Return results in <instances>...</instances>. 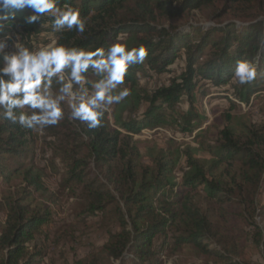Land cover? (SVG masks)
Segmentation results:
<instances>
[{"label": "trees", "instance_id": "trees-1", "mask_svg": "<svg viewBox=\"0 0 264 264\" xmlns=\"http://www.w3.org/2000/svg\"><path fill=\"white\" fill-rule=\"evenodd\" d=\"M262 2L60 0V6L80 10L83 34L53 32L48 15L28 25L24 18L31 9L16 12L4 31L30 50L33 42L47 43L41 36L50 33L66 47L106 50L122 43L144 46L148 53L142 64L129 68L120 87L130 95L105 111L102 125L89 129L66 120L80 142L55 148L66 186L84 195L82 214L110 213L119 228L99 250L73 264H163L161 254L168 250L169 256L185 250L214 264H251L253 252L264 256V225L256 222V215L264 219V123L255 126L224 113L198 131L195 145L175 151L157 142L141 146L132 137L152 127L193 132L194 119H206L195 110L205 80L230 85L246 104L264 87ZM192 12L210 15L213 24L173 23ZM238 60L255 67L250 83L232 78ZM176 61L182 67L169 83L154 89L141 85L140 74L170 72ZM86 75L97 79L91 69ZM184 101L189 110L183 112ZM37 137L38 130L0 121V264H41L43 258L34 239L51 223V214L34 199V193L48 194L32 162Z\"/></svg>", "mask_w": 264, "mask_h": 264}, {"label": "clouds", "instance_id": "clouds-1", "mask_svg": "<svg viewBox=\"0 0 264 264\" xmlns=\"http://www.w3.org/2000/svg\"><path fill=\"white\" fill-rule=\"evenodd\" d=\"M25 8L31 9L24 18L28 25L48 15L53 32L74 30L83 34L86 30L80 10L71 4L60 6V0H0V121L43 131L65 118L66 103L71 120L85 123L89 129L100 127L105 111L130 95L120 86L129 68L144 62L148 54L145 47L112 43L106 50H87L54 41L30 50L13 42L6 51L12 37L4 30L13 24L16 12ZM90 69L97 79L87 78ZM255 77L256 69L250 62L236 61L234 80L244 85Z\"/></svg>", "mask_w": 264, "mask_h": 264}, {"label": "rangeland", "instance_id": "rangeland-1", "mask_svg": "<svg viewBox=\"0 0 264 264\" xmlns=\"http://www.w3.org/2000/svg\"><path fill=\"white\" fill-rule=\"evenodd\" d=\"M258 1V0H257ZM261 1V0H259ZM264 3V0H262ZM260 20V18H259ZM178 26L198 25L208 27L212 23L211 16L192 12L184 15L181 19L173 21ZM239 26L241 21L236 22ZM41 37L47 39V43L33 42L31 50H37L42 46L50 45L55 41V36L48 33ZM2 38V37H0ZM19 42L12 38L7 51L11 50V44ZM20 43V42H19ZM182 62L176 61L169 67L170 72L156 75L147 72L139 75L140 83L147 89H154L164 83H169L171 79L179 75ZM202 92L197 95L196 111H200L206 119H194L195 127L193 132H182L179 127H152L143 128L138 133L132 134L135 141L141 146H148L152 143H162L170 150H176L185 145H195L194 137L198 131L219 120L222 114L239 118L243 122H250L255 126L264 123V87L249 98V102L238 101L233 96L230 85L216 87L207 80L202 82ZM259 97V98H256ZM65 118L56 126H50L43 131H38L33 164L41 173L43 187L48 192L46 198H41L38 193H34L36 202L45 204L51 214V223L43 228L42 234L37 235L34 244L43 253L41 264H73L75 261L86 258L91 252L99 250L106 242L109 233L119 230L115 218L110 213L106 215L82 214L85 207V198L80 189L72 190L65 184V177L61 170L55 148L70 143L80 142L74 128L67 126L66 120L74 123L69 118L70 109L67 104L63 105ZM181 111L189 110L188 102L184 101L179 106ZM111 112L110 109H107ZM176 181L180 180V170L175 171ZM207 206L203 200L200 202ZM0 221L3 215L0 214ZM256 222L259 226L264 225V219L256 215ZM171 234H168L170 239ZM171 241V240H170ZM160 241H156L158 246ZM169 250L161 255L163 264H214L210 259L197 256L192 252L179 250L173 256H169ZM251 264H264V256L261 252H253Z\"/></svg>", "mask_w": 264, "mask_h": 264}]
</instances>
